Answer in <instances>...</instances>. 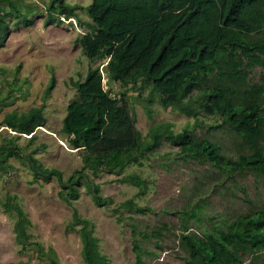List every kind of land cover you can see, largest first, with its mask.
<instances>
[{
	"label": "trees",
	"instance_id": "16d2710c",
	"mask_svg": "<svg viewBox=\"0 0 264 264\" xmlns=\"http://www.w3.org/2000/svg\"><path fill=\"white\" fill-rule=\"evenodd\" d=\"M23 1L0 0V45L10 32L7 15H18L25 26L33 23L29 11L21 8ZM6 5L9 12L4 11ZM78 8L92 21L86 22L89 30L76 40L90 59L103 60L89 67L83 80H72L77 96L69 103L61 128L75 148L84 149L83 166L64 177L62 170L45 166L34 152L23 155L19 145L5 142L0 145V169L10 166V156H17L28 159L35 175L56 176L59 196L73 206V226L80 225L85 263L111 264L100 251L95 222L74 205L80 185L91 190L98 206L115 203L102 194L100 183L89 179L86 168L94 175L122 173L131 164L143 165L167 139L184 158L210 163L228 177L251 172L264 178V74L257 82L250 80L255 67H264V0H92L87 6L50 0L44 24H63L77 15ZM105 60L109 79L134 89L150 86L148 103L159 94L164 108L194 117L195 126L175 131L172 122L161 121L144 136L136 126V113L125 102L128 89L119 97L105 87L101 70ZM55 82L52 75L46 96ZM202 113L221 117V123L211 124L209 130L225 128L237 139L238 156L226 153L218 139L196 134L198 126L206 125ZM148 115L152 116L149 106ZM46 120L41 105L23 113L8 112L2 122L19 132L13 138L20 133L35 138L36 129ZM119 180L142 190L149 183L135 173ZM4 206L16 216L14 230L21 250L34 244L39 257L61 264L54 248L45 249L31 239L32 220L15 196L9 194ZM122 207L145 209L133 198L113 209L119 212ZM193 213L197 216L198 208ZM180 246L187 254L186 264H264V208L224 220L202 233L185 224ZM134 247L137 264H146L138 241Z\"/></svg>",
	"mask_w": 264,
	"mask_h": 264
},
{
	"label": "rangeland",
	"instance_id": "374dc122",
	"mask_svg": "<svg viewBox=\"0 0 264 264\" xmlns=\"http://www.w3.org/2000/svg\"><path fill=\"white\" fill-rule=\"evenodd\" d=\"M50 0H24L21 8L29 11L33 23L25 26L22 18L7 15L10 32L0 45V145H19L23 155L34 152L45 166L63 171L64 177L83 166L84 149L75 148L68 134L61 131L69 103L76 98L77 89L72 80H83L88 69L103 60L93 61L83 51L77 37L89 30L92 21L85 10L77 9L63 24L45 25ZM72 4L87 6L92 0H66ZM5 12L10 11L5 6ZM102 64L104 83L113 96L128 89L125 102L136 113V126L146 136L151 125L161 121L173 123L175 131L195 126V118L176 108H164L154 94L155 101L148 103L151 87L134 89L120 81L107 77ZM264 67L257 66L250 74L251 82L260 80ZM55 76V87L45 92ZM44 106L46 122L32 135H18L2 122L6 113H23L33 107ZM148 106L152 116L148 115ZM204 127L196 134L218 139L226 153L238 156L240 147L225 128L210 129L213 123H221L220 116L205 115ZM13 139V141L11 140ZM10 164L0 169V264H52L37 254L34 244L27 251L21 250L16 239V216L5 209L9 194L24 208L32 220L31 239L40 241L45 249L54 248L61 264H86L82 255L80 225L73 226V206L59 196L60 182L56 176L45 178L35 175L27 158L10 156ZM89 179L100 183L102 194L115 200L109 206L95 204L91 190L80 185V197L74 205L83 216L95 222V234L99 237L100 251L111 264H137L138 241L146 264H186V252L180 246V234L185 224L199 233L212 225L230 221L240 214L264 208V178L246 172L228 177L210 163L184 158L180 148L163 139L143 165L131 164L122 173L102 172L94 175L88 168ZM135 173L149 181L142 190L136 185L121 182L123 175ZM144 207V210L114 207L127 199ZM193 208H198L195 216ZM155 252V254L153 253Z\"/></svg>",
	"mask_w": 264,
	"mask_h": 264
}]
</instances>
